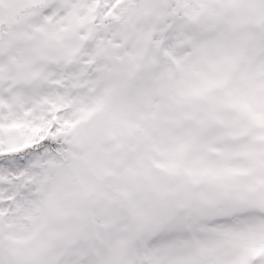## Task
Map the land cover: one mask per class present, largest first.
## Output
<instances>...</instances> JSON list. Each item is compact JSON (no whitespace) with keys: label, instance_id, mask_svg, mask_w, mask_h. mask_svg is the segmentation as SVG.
<instances>
[{"label":"snow or ice","instance_id":"snow-or-ice-1","mask_svg":"<svg viewBox=\"0 0 264 264\" xmlns=\"http://www.w3.org/2000/svg\"><path fill=\"white\" fill-rule=\"evenodd\" d=\"M0 264H264V0H0Z\"/></svg>","mask_w":264,"mask_h":264}]
</instances>
